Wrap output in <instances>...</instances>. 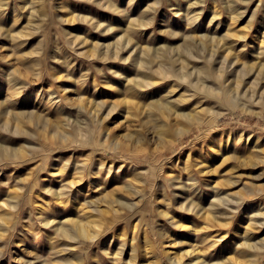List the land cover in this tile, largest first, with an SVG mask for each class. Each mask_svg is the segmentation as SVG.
<instances>
[{"label": "rangeland", "instance_id": "rangeland-1", "mask_svg": "<svg viewBox=\"0 0 264 264\" xmlns=\"http://www.w3.org/2000/svg\"><path fill=\"white\" fill-rule=\"evenodd\" d=\"M0 264H264V0H0Z\"/></svg>", "mask_w": 264, "mask_h": 264}, {"label": "bare ground", "instance_id": "bare-ground-1", "mask_svg": "<svg viewBox=\"0 0 264 264\" xmlns=\"http://www.w3.org/2000/svg\"><path fill=\"white\" fill-rule=\"evenodd\" d=\"M178 6V5H177ZM194 15L193 14H189V21H191V18L193 17ZM195 18V17H194ZM193 18V20H194ZM193 27V26H192ZM190 43V42H189ZM156 49H158V52L161 54H163V56L165 57V54L164 53H167V51H169V47L167 46V48H162L161 46H158L156 47ZM172 53V52H171ZM156 55V54H154ZM170 58V57H169ZM162 62V61H161ZM90 113V112H89ZM84 139V138H83ZM82 230V229H81Z\"/></svg>", "mask_w": 264, "mask_h": 264}]
</instances>
